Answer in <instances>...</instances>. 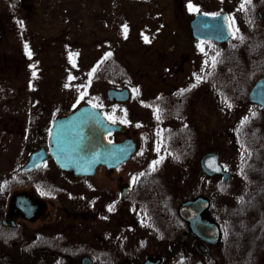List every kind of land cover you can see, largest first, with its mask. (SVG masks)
Segmentation results:
<instances>
[{
  "label": "flooded vegetation",
  "instance_id": "obj_1",
  "mask_svg": "<svg viewBox=\"0 0 264 264\" xmlns=\"http://www.w3.org/2000/svg\"><path fill=\"white\" fill-rule=\"evenodd\" d=\"M120 1L125 5L129 0ZM216 1L217 8L209 11H200L194 0L178 3L177 8L170 1L167 8L178 9L179 19L191 30L186 48L205 47L210 63L190 69L188 51L180 62L167 61L161 69H153L148 80L150 72L145 71L148 74L139 80L142 84L156 91L163 88L151 99L137 100V105L143 110L141 117L150 110L148 120L156 123L152 126L162 153L185 167L184 182L189 184L190 165L197 161L195 176L213 185L215 217L209 216L210 209L206 218L219 225L220 241L210 244L199 239L178 216L182 202L204 191L176 207L174 194L162 187L164 181L158 177V169L162 173L166 163L152 165L148 174L141 164L128 168L141 154L140 139L133 137L137 148L128 161L87 166L86 171L61 166L52 129L56 120L72 112L32 113L29 96L13 98L8 91V98L2 97L8 83L0 78V264H84L86 259L90 264H264V103L251 97L254 86L264 78V0ZM18 3L4 21L10 39L20 48L13 55L30 69L31 4ZM190 3L196 4L193 13ZM197 14L219 17L220 27L225 30L230 24L231 33L224 40L196 38L191 23ZM72 53H77V43L72 44ZM101 67L98 75L106 70ZM141 83H136V89L143 87ZM166 87L171 88L169 92L163 91ZM197 97L201 102L192 110ZM106 98L114 109L130 101ZM105 116L110 123L115 120ZM129 136L126 128L110 132L108 139L121 143ZM224 148L244 154L239 167L262 208L223 209V176L208 177L201 159L216 153L227 170ZM233 178L232 173L225 183Z\"/></svg>",
  "mask_w": 264,
  "mask_h": 264
},
{
  "label": "rangeland",
  "instance_id": "obj_2",
  "mask_svg": "<svg viewBox=\"0 0 264 264\" xmlns=\"http://www.w3.org/2000/svg\"><path fill=\"white\" fill-rule=\"evenodd\" d=\"M25 1L31 4L30 69H25L21 57L18 60L20 58L13 55L15 51L19 53L20 48L10 39L8 25L4 21L10 17L11 9L16 7L14 3L17 5L19 0H0V78L8 83V89L1 96L8 98V91L13 93V98L29 96L32 113L47 115L55 114L56 110L61 115H67L82 105H97L106 115L115 117L113 123L124 125L131 137L142 141L141 154L131 161L128 168L135 169L141 164L144 173L148 174L153 166L156 167V162L166 163V170L160 173L158 169V177L164 181L162 187L166 186L178 198V203L204 191V195L212 201V215L209 216L214 218L217 199L213 201L210 196L214 187L208 181H201L199 174L195 176L197 161H192L190 165L192 179L188 184L183 177L185 167L170 154L162 153L153 131L156 123L148 120L150 110L146 109L143 114L146 118H143L140 114L143 110L137 105V100L151 99L163 88L156 91L151 85L142 84L139 80L148 74L145 71L150 72L148 80L153 69H161L167 61L181 60L189 51L184 43L186 39L192 40L190 28L179 19L182 14L178 9L167 8L170 1L176 2L177 8L186 0H129L125 5L120 4V0ZM194 3L200 4V11L216 9L214 4H218L216 0H194ZM196 4L190 3L191 13L196 11L192 8H196ZM183 12L187 13V10ZM173 18L179 20H169ZM73 43H77L76 54L72 53ZM205 50V47H191L190 69L210 63V55ZM105 60L122 66L126 79L110 82L103 74L98 75L97 70ZM136 83H141L143 87L136 89ZM109 88L129 89L130 101L115 109L110 107L105 95ZM170 89L166 87L163 91L169 92ZM200 102L199 97L193 99L192 110ZM43 105L45 112L40 110ZM193 120L198 123L195 117L191 118ZM224 149L229 162L226 169L232 171L234 184L238 188L245 187L243 185L248 181L239 167L244 154ZM174 203L177 207L178 203Z\"/></svg>",
  "mask_w": 264,
  "mask_h": 264
},
{
  "label": "water",
  "instance_id": "obj_3",
  "mask_svg": "<svg viewBox=\"0 0 264 264\" xmlns=\"http://www.w3.org/2000/svg\"><path fill=\"white\" fill-rule=\"evenodd\" d=\"M219 17L199 15L191 26L196 38L224 40L231 33L230 24H218ZM110 101L126 102L130 98L128 89H108ZM251 97L264 103V78L252 89ZM112 131H125L121 125L107 122L103 112L94 105H84L67 117L54 123L52 137L57 150V161L66 169L86 171L87 166L95 167L100 163H119L130 159L136 151L135 141L129 137L125 141L113 144L108 140ZM57 141V143H56ZM53 149V150H55ZM201 167L208 176L223 175V181L231 178L230 172L224 171L216 153H208L201 159ZM211 201L206 196L182 203L178 208L179 216L190 226L193 234L205 242L216 244L221 239V230L214 221L205 218ZM86 262L90 260L86 259ZM148 264H151L148 261ZM196 264H202L198 261Z\"/></svg>",
  "mask_w": 264,
  "mask_h": 264
},
{
  "label": "trees",
  "instance_id": "obj_4",
  "mask_svg": "<svg viewBox=\"0 0 264 264\" xmlns=\"http://www.w3.org/2000/svg\"><path fill=\"white\" fill-rule=\"evenodd\" d=\"M102 69H106L102 74H106L110 77L113 82H119L126 79V73L122 66L115 62H109L108 65H101ZM245 187H236L233 182H227L222 184L223 198L222 204L224 210H248V209H258L262 208L261 203L257 200L255 202L254 196L250 192V187L248 184H244ZM213 201H216L214 191L210 194ZM225 199V200H224ZM175 202L178 203V198L174 195ZM217 203V201H216ZM175 226H178L179 219L177 216L174 217Z\"/></svg>",
  "mask_w": 264,
  "mask_h": 264
},
{
  "label": "snow or ice",
  "instance_id": "obj_5",
  "mask_svg": "<svg viewBox=\"0 0 264 264\" xmlns=\"http://www.w3.org/2000/svg\"><path fill=\"white\" fill-rule=\"evenodd\" d=\"M189 7L191 8V5H189ZM19 23H21V26H22V22H19ZM25 49H26V51H27V45H25ZM28 54H29V56L31 55L30 52H29ZM109 55H110V54H109ZM93 71H95V69H94ZM34 75H35V73H34ZM70 79H71V77H70ZM197 79H199V77H198ZM194 86H195V85H194ZM134 91H138V90H134ZM156 163H158V162H156ZM111 210H112V208L110 207V208H109V211H111Z\"/></svg>",
  "mask_w": 264,
  "mask_h": 264
}]
</instances>
